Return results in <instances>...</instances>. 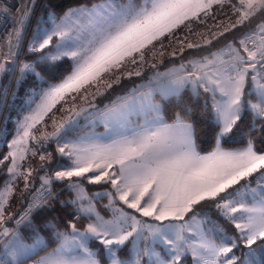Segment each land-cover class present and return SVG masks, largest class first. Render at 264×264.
Here are the masks:
<instances>
[{"label":"snow or ice","instance_id":"obj_1","mask_svg":"<svg viewBox=\"0 0 264 264\" xmlns=\"http://www.w3.org/2000/svg\"><path fill=\"white\" fill-rule=\"evenodd\" d=\"M216 2L222 0H98L69 9L59 22L52 18L50 32L38 31L34 35L28 52L42 54L35 60L19 62L16 87L28 75L47 87H41L39 92L32 90L28 97V114L18 121L17 137L9 145L15 146V150L9 153L12 160L8 172L15 174L13 179L23 176L27 182L32 173L16 171L17 156L24 159L28 140L36 139L33 129L50 113L54 130L42 134V138H55L58 151L66 154L71 164L64 171H56L54 178L47 174L40 178L43 194L33 197L25 214L16 222L19 225L26 221L34 237L30 244L18 229L4 227L5 205L11 195L6 182L0 191V228L3 229L0 237L11 232L12 238L3 242L0 264L29 261L31 264H102L100 254L89 247L90 239L103 245L108 264H181V258L189 252L193 264H264V186L258 180L257 188L245 184L241 186L243 191L234 189L221 195L254 173L264 180V152L257 151L251 140L243 150L226 151L220 147V141L234 128L238 129L237 122L245 109L253 113V130L258 119L264 121V82H261L264 76L257 79V65L264 70V22L257 24L251 35L239 40L240 48L229 43L221 52L211 53V59L204 57L202 62H192L200 75H195V71L186 75L176 70L155 71L146 77V82H133L129 91L110 99L103 108L89 101L90 96L104 95L100 84L106 90L119 84L122 76L144 78L146 74L140 69L148 64L146 51L152 52L153 59L157 55L153 42L172 33L186 20L206 13ZM232 7L241 13L236 24L250 21L258 13L264 15V0H239V7L236 4ZM3 12L7 14L8 9ZM31 12L29 7L22 12L14 33L15 43L12 36L8 39L9 54L17 61ZM54 37L58 38L54 52L43 54ZM253 37L259 38V45ZM246 41H252L255 50H249ZM187 47L194 45L189 43ZM241 48L247 57L242 55ZM225 52L230 54L228 60L223 59ZM159 55L163 56V52ZM65 58L70 64L60 72L57 62ZM128 63L137 65V69L121 72ZM148 66L157 67L155 63ZM6 72H16L15 63L10 67L0 63V76ZM42 72H47L51 80H45ZM249 77V95H255L258 103H246L242 99ZM189 83L193 85L194 96L200 95V88L212 93L216 122L220 125L217 147L206 155L197 151L193 124L179 113L168 123L154 98L157 92L162 97L169 93L178 95ZM7 99L8 86L0 85V108ZM54 109L65 113L59 124ZM133 113H142L144 122L132 121ZM185 114L190 115V110L186 109ZM97 121L104 123L102 135L91 130L90 125ZM260 131L264 132V123ZM40 159L44 161L45 156L41 155ZM85 173H93L87 177L89 183L110 182L128 208L160 223L142 221L123 209H114L113 219L108 221L95 213V220L83 231L71 221L60 231L53 220H47L43 227L54 229L55 244L48 250L49 245L40 236L41 225L33 223V214L54 207L57 195L52 191L53 182L67 178V187L76 192V198L68 203L79 205L77 216L85 214L91 220L95 212L91 200L84 207L87 199L84 189L78 181H72ZM206 200L213 201L220 215L235 225L236 234L228 235L207 212L194 213L185 220L188 213H193L194 206ZM237 212L241 213L239 217L234 215ZM128 243L131 248L127 255L121 256ZM41 252L44 254L40 255Z\"/></svg>","mask_w":264,"mask_h":264},{"label":"trees","instance_id":"obj_2","mask_svg":"<svg viewBox=\"0 0 264 264\" xmlns=\"http://www.w3.org/2000/svg\"><path fill=\"white\" fill-rule=\"evenodd\" d=\"M96 2H98V0H44L39 8L36 21L38 19L45 20L48 16L58 18L69 9L79 7L82 4L90 5ZM233 4H236L237 7H239L237 0H226L218 4H214L208 11H206V13L204 12L199 14L198 17L186 20L184 23L175 28L172 33L165 34L159 42L154 41V50L157 53L156 58L153 59L151 51L147 52L146 55L148 64L144 65L140 69L146 74V76L144 78L133 76L134 79H136L135 83L146 81L147 76L152 75L155 71L163 70L166 67L185 63L193 58L210 56L212 52L225 48L229 43H232L236 48H240L239 40L245 35H251V33L256 29L257 24L264 22V15L258 13L250 21H245L242 24H236V21L239 19L241 13L237 12L232 7ZM233 25H235V27H232ZM225 29L228 30L225 31ZM189 43L193 44L194 47H187ZM149 48H152V46L150 45ZM240 50L243 55L245 52H243L242 48ZM160 52H163V56L159 55ZM28 58V53H26L25 59L28 60ZM0 62H3L5 66L8 67L10 58L7 52H1ZM151 63L156 64V69H151L148 66ZM5 77L6 73L0 76V85H4L3 83L5 82ZM131 79L132 77L127 78L122 76L120 84H113L111 89L105 90L104 86L101 87L100 90L104 92V95L96 96L95 98L92 97L90 98V102L96 104L100 108H103L105 104L109 103V99L113 98L116 92L127 89L126 87L130 85ZM30 82L32 83V79H30ZM29 87L28 83L24 81L23 83L21 82L18 89L15 87V90L13 91V93H15V98L13 99L12 95L11 104L9 106L4 125L5 133L0 141V161L5 157V152L7 150L6 142L11 135V130L15 127V123L13 124V121L18 117L17 114H19V108L23 104V100L25 99L24 96L28 94L27 91L29 90ZM199 92L200 95L197 97L193 95V91L186 88L178 95L167 98L156 97V100H158L161 105L162 115L167 122L171 123L175 115L179 113L181 116H185L187 122L193 124L195 129L197 151H199L202 155H206L214 151L217 147L216 137L220 130V126L215 121L213 109L209 104L210 97L208 93L204 92L201 88L199 89ZM186 109L190 110V115L185 114ZM56 114L57 111L55 115ZM50 117L51 115L34 129L36 134H40L41 132H50L49 130H51L52 126V119ZM237 123L239 126L238 129L234 128L232 133L224 137L220 141V147L225 150L247 147L249 140H251L257 151L264 152V132L260 131L261 124L264 123V121H260L258 119L256 121L255 129L253 130V114L245 109L242 119ZM98 128L92 131L101 129V127ZM41 152L42 150L36 153V157H31L30 159L38 168L43 165V167L49 172L54 168L56 162V153L53 144L50 142L47 144L44 161H41L40 159ZM49 153L51 154L50 157ZM39 178L40 176L36 177V179ZM86 186L88 190L95 189L92 184H87ZM55 192L57 200L54 203V207L33 214V223H39L43 231L50 232L52 234L54 229L43 227V224L47 220H53V223L60 231H64L70 221L72 223L76 222V213L73 205L68 203L71 200V191L67 190L63 184L56 183ZM23 196L24 195L21 194V197ZM21 197H18V194H14V200H11L9 203L10 207L7 209V213L5 215V220L9 219V221H7L8 224L13 222L21 210L23 203V199H21ZM61 201H64L65 203L62 205L60 203ZM11 206L15 208L14 211H12L13 209H11ZM213 206H215L213 201L206 200L202 201L200 205L194 206V208H203L204 212H207L211 217V214H213L211 207ZM195 209L193 210V213ZM218 224L224 228L230 225L228 220L223 219H221ZM25 226L26 223L22 227ZM128 244L120 253L121 256L127 255L129 248ZM253 247H255V245ZM49 249L50 247L48 250ZM98 253H101L99 258L102 259V263L104 264L105 259L102 255V248H100Z\"/></svg>","mask_w":264,"mask_h":264},{"label":"rangeland","instance_id":"obj_3","mask_svg":"<svg viewBox=\"0 0 264 264\" xmlns=\"http://www.w3.org/2000/svg\"><path fill=\"white\" fill-rule=\"evenodd\" d=\"M222 1H226V0H222ZM237 2H238V4H239V0H237ZM218 3H220V2H216V3H213L212 4V6L214 5V4H218ZM91 5V4H90ZM211 6V7H212ZM210 7V8H211ZM76 8H78V7H76ZM209 8V9H210ZM209 9H207V11L209 10ZM67 12V11H66ZM65 12V13H66ZM65 13H63L60 17H58V18H56V17H52V16H48V18L47 19H42V20H40V19H38L37 21H36V23L34 24L35 26H34V30H33V33H32V36H31V38H30V41H29V43L27 44V48H26V51H25V55H26V53H28V56H29V58H28V60L27 61H31V60H35L39 55H41L42 53H40V52H37V53H29L28 52V48H29V46H30V44L33 42V38H34V35L38 32V31H44V30H47V31H51L52 30V28H53V24H52V18H56V22H59V18H61V17H63L64 16V14ZM202 13H204V12H201L200 14H202ZM162 37H160L157 41H155V42H159L160 41V39H161ZM42 42V41H41ZM58 43V38L57 37H54L53 38V41H52V43L46 48V49H44L43 50V54H49L50 53V51H52V52H54V49H55V45ZM226 48V47H225ZM225 48H222V49H218V50H215L214 52H212V53H219V52H221V50H223V49H225ZM1 49V51H0V59H1V52L2 51H4V53L5 52H7V54L9 55V58H10V62H9V65H8V67H10L11 65H12V63H13V60L11 59L12 58V56L9 54V46L7 45L6 47H5V45L2 47V48H0ZM147 52L148 51H146V54H147ZM25 55H24V59H23V61H26V59H25ZM229 53H227V52H225L224 53V55H223V59L224 60H228L229 59ZM245 57H246V54L244 53L243 54ZM206 57H208L209 59H211L212 57H211V55L210 56H206ZM204 58V57H203ZM203 58H193V59H191V60H189V61H187V62H185V63H180V64H178V65H172V66H169V67H166L165 69H163V70H159V72L160 73H165V72H168L169 70H176V71H180L181 72V74H183V75H186L188 72H190V71H195V75H200V72L199 71H196V70H194V68H193V63L192 62H202L203 61ZM146 60H147V55H146ZM0 63H3V62H0ZM4 64V63H3ZM69 64H70V61H68L67 60V58H65L64 60H61V61H58L57 62V65H58V67H59V71L60 72H62V71H64V69H66V68H68V66H69ZM181 65H183L184 67H183V69H181ZM41 67H46L45 65H41ZM137 69V65H132V64H130V63H128V64H126V68H122L120 71L121 72H123V71H126V70H132V71H135ZM39 70V69H38ZM18 73H19V71H18ZM8 74H9V72H6V77H5V82L3 83L4 85L6 84V81H7V79H8ZM153 74V73H152ZM42 75H44V77H45V80H51V76L47 73V72H42ZM57 75H59V73H57ZM17 76H18V74H17ZM17 76H16V80H17ZM134 77H135V75H133ZM132 76V79H131V81H130V85H132V86H130V85H128V87H126L127 89L126 90H122V91H120V92H116V94L113 96V98H111V99H115V97L116 96H119V95H123L125 92H127V91H129L133 86H134V83L133 82H135L136 81V79H134V77ZM151 76V75H150ZM260 77H261V75H260V73H259V75H258V77H257V79L259 80L260 79ZM127 78H129V77H127ZM30 79H32V83L30 82ZM24 81H26L27 83H28V85L30 86L29 87V90L27 91L28 92V94H26L25 96H24V100H23V104L21 105V107L19 108V111H18V113L19 114H17V116H19L18 118L19 119H14V121H13V124L15 123V125L18 127V121H22L21 119L25 116V115H27L28 114V108H27V101H28V97L32 94V90H35V91H37V92H39L40 91V89H41V87H47V85L46 84H42V82L40 81V80H38L36 77H34V76H32V75H28L23 81H22V83L24 82ZM144 82H146V81H144ZM143 82V83H144ZM261 82H263V81H261ZM139 83H142V82H137V83H135V84H139ZM120 84V83H119ZM118 85V84H117ZM104 85L103 84H100L99 85V87L101 88V87H103ZM250 86H251V79H250V77H249V80H248V84L246 85V87H245V91H244V95H243V97H242V99L247 103V102H251V103H258V101H257V98H256V96L255 95H249V90H250ZM15 87H16V81H15V83H14V88H13V91L15 90ZM189 87L191 88V90L193 91V85H192V83H189ZM201 89H203V88H201ZM95 89H93V91H94ZM204 90V89H203ZM208 93V95H209V97H210V101H209V104L211 105V107H212V109H213V113H214V115H215V121H216V113H215V109H214V107H213V104H214V101H213V98H212V93L211 92H207ZM169 94H171V93H169ZM12 95H13V93H12ZM12 95H11V98H10V101H9V103L7 104V107H6V110H5V114H4V117L2 118V119H0L1 121H0V141H1V138L3 137V134L5 133L4 132V125H5V122H6V117H7V114H8V110H9V106H10V104H11V99H12ZM167 96V95H166ZM156 97H162V95L159 93V92H157L156 94H155V100H156ZM90 98H92L91 96L89 97V101H90ZM216 99L217 100H219V99H221V97H220V94L219 93H217L216 94ZM110 100V99H109ZM156 102L157 103H159L158 102V100H156ZM83 105H86V104H81V106H83ZM60 107V105H57V108H59ZM246 110H248V109H246ZM55 113H56V110L54 109L53 110ZM249 112H251L250 110H248ZM0 112H1V108H0ZM22 113V114H21ZM252 113V112H251ZM21 114V115H20ZM134 114V113H133ZM132 114V115H133ZM253 114V113H252ZM50 115H52L51 113L49 114V116ZM65 115V113H63V112H57V114L55 115V119H56V121H57V124H59L60 123V117H62V116H64ZM48 117V116H47ZM47 117H45L44 118V120L47 118ZM59 118V119H58ZM135 117H133V119H132V121H135ZM43 120V121H44ZM43 121L41 122V123H43ZM40 124V123H39ZM39 124H37L36 126H35V128L39 125ZM90 127H91V130H94V129H97L98 127H101V129L100 130H96V131H94V132H98V135H102V134H104L105 133V126H104V123L103 122H100V121H97V122H95V123H93V124H91L90 125ZM34 128V129H35ZM33 129V130H34ZM99 129V128H98ZM53 125L51 126V130H49L50 132H47V133H45V132H41L40 134H36L34 131H33V134L35 135V137H36V139H29V142H28V145H29V149H28V161L29 160H31L30 158L31 157H36V155L35 156H33L32 155V152L33 151H35L36 153L37 152H39V151H41L42 150V152H41V155H44L45 154V151H46V148H47V144L50 142L49 141V138L48 139H43L42 138V134H50V133H52L53 132ZM103 132V133H102ZM101 133V134H100ZM50 143H52L53 144V147H54V150H55V153H56V162H55V166H54V168L51 170V171H47V169H45L44 167H37L36 166V164L35 163H33L32 161H31V163H30V165H27V167L26 166H22L21 167V163H20V161H19V159L17 160V172H23V173H25V174H27L29 171H31V173L33 174H31V176L30 177H28V181L29 180H31V183L32 184H30L31 186H30V188H29V190H27V191H31L32 190V192L28 195V197H27V200H26V202H23L22 203V208L27 204V201H28V199L30 198V196L31 195H33V194H38V193H42V192H44V190L43 189H41V183H42V181H41V177H43V176H45L46 174L47 175H50V176H52L53 178H54V175H55V172L56 171H64V170H66L67 169V167L70 165L69 163H71V160L69 159V157L66 155V154H61L59 151H58V145L56 144V143H53V142H50ZM66 152H67V149H66ZM40 155V156H41ZM42 166V165H41ZM114 170V169H113ZM89 174L90 173H85V176L84 177H82V179H80L79 177H77V179H76V181H78L79 183H82L81 184V186L83 187V189H84V193L86 194V197H87V199L84 201V207H87L88 206V200H91V203H92V206L94 207V209H95V212L92 214V220H95V213H99V215L101 216V217H103V219L104 220H106L107 218H109V217H106L105 216V213L107 212L108 214L110 213H113V211H114V209H119L118 208V206L119 205H122V206H124V202L123 201H121L120 199H119V197L117 196V192H116V189L114 188V193H116V195L115 196H111V199L110 200H108V201H105V200H99V197L101 196V194H99V191H97V190H95V189H92V190H88V189H86V188H84V186L85 187H87L86 185L87 184H92V183H89L88 182V179H87V177H89ZM15 174L13 173V175L11 176V177H13ZM37 176H40V178L39 179H36V177ZM16 177H19V176H16ZM15 177V178H16ZM21 177H23V176H21ZM14 180V179H13ZM259 180V184L261 185V186H264V180H260V176H259V173H258V177L257 178H255V177H253V178H247V179H245V180H243V183L241 184V185H239V188L238 189H240L241 191H243V189L241 188V186L242 185H245V184H248L249 186H250V188H257L258 187V184H257V181ZM12 181V180H11ZM72 181H74V178H72ZM106 181H101L100 182V184L101 185H105L106 183H105ZM56 183H58V184H63L64 186H65V188L67 189V190H70L68 187H67V184L69 183V180L66 178L63 182H61V181H55L54 180V182H53V185H52V191H54V193H56L55 192V185H56ZM99 184V185H100ZM92 185H94V184H92ZM97 187H99L98 185H97ZM95 188V187H94ZM233 188H234V186L232 187V188H230L231 190H233ZM237 189V188H236ZM76 193V192H75ZM14 194H16V193H13L10 197H9V200H8V203H10V201L12 200H14V198H13V196H14ZM99 194V195H98ZM228 194V193H227ZM227 194H224V195H227ZM19 195V194H18ZM20 196H21V194H20ZM76 197V196H75ZM72 200V199H71ZM70 200V201H71ZM71 204V203H70ZM71 205H73V204H71ZM108 205V206H107ZM102 206H106V208H104V211L103 212H105V213H103L102 212V209H101V207ZM76 207V210L74 209V211H75V213L77 214V208L79 207V205H73V208H75ZM21 208V209H22ZM197 209H195V211H194V213H203L204 212V209L203 208H201V207H196ZM11 209H13L12 211H14V207H12L11 206ZM7 211V210H6ZM21 211V210H20ZM211 211L213 212V214H211V219L212 220H214V221H217V222H219L221 219H223V220H226L224 217H222L221 215H220V213H219V211L216 209V207L215 206H213V207H211ZM7 213V212H6ZM133 213V214H132ZM193 213V214H194ZM19 214V213H18ZM129 214H132V215H135L138 219H140V220H142V221H146V222H150V223H160V222H157V221H154L151 217H143V216H141L140 215V213H138V212H136L135 210H133V212L132 211H130V213ZM192 214V215H193ZM192 215H190V213H188L186 216H185V220H188ZM234 215H236L237 217H239L240 215H241V213H239V212H237V213H235ZM112 218H113V215H112ZM201 217L200 216H198L197 217V219L199 220ZM92 220H90L89 218H88V216L87 215H85V214H81V217L79 218V219H77V221L75 222L76 223V225H77V228L79 229L80 227H83L84 229L87 227V225L90 223V222H92ZM5 222V221H4ZM173 223H177V224H181V223H183L184 221H172ZM229 223H230V225L229 226H226V228H224L223 226L221 227L220 225V228H222L228 235H234V234H236L237 232H238V230L235 228V225L232 223V222H230V221H228ZM237 222H243V221H237ZM36 223V222H35ZM163 223H165V224H167V223H169V221H164ZM130 230V229H129ZM18 231H19V233H20V235L25 239V242L26 243H32L33 242V239H34V237L32 236V233H31V229L29 228V227H27V226H25V227H22L21 229H18ZM80 231H83V230H80ZM42 232H45V233H42ZM40 236H41V238L44 240V242L45 243H47L48 245H49V247H50V249H51V247H54L55 246V244H54V236H53V234L52 233H50V232H46V231H43L42 229L40 230ZM12 238V235L7 239V240H10ZM193 239H195V238H193ZM90 243H91V245H95V244H97L98 246H100L99 245V243L98 242H96L95 240L93 241V240H91V241H89ZM129 245V248L128 249H130L131 248V244L129 243L128 244ZM95 247V246H94ZM2 248H3V245L0 247V251H2ZM102 248V247H101ZM49 249V250H50ZM92 249V248H91ZM98 250V252H99V250H100V248H98L97 249ZM158 251H160V249H157ZM44 253L43 252H41L40 253V255H43ZM101 254V253H100ZM102 255H103V257L107 260V254H106V250H104V247H103V249H102ZM162 255H163V253H162ZM181 264H193V257H192V255H191V253L189 252L186 256H184V257H182L181 258Z\"/></svg>","mask_w":264,"mask_h":264},{"label":"built area","instance_id":"obj_4","mask_svg":"<svg viewBox=\"0 0 264 264\" xmlns=\"http://www.w3.org/2000/svg\"><path fill=\"white\" fill-rule=\"evenodd\" d=\"M44 0H34V7H33V0H0V48H2L4 45L5 47L8 45V39L10 36L13 38V43H15L14 39V33L15 30L19 27L18 20L21 17L22 12L25 10L26 7H29L32 9L31 17L26 23V27L23 31V40H22V46L21 51L19 53V61H17V58L15 56H12L13 63H15L16 66V72H9L8 79L6 81V84L8 86V99L1 108L0 112V119L4 117L5 110L7 107V104L10 101L11 95L13 93L14 83L16 81V76L19 71V62H22L24 59L25 51L27 48V44L30 41V38L32 36L33 30H34V24L36 21V16L38 14L39 8ZM7 8L8 13L5 14L3 12V9ZM253 40L256 41V45H259L260 41L258 37H253ZM247 47L249 50H255V46L252 43V41H246ZM9 46V45H8ZM1 51V49H0ZM246 57L247 53L245 52ZM257 59H259V55L257 56ZM12 63V64H13ZM257 69L261 76H264V70L260 69L259 64L257 65ZM264 82V80H262ZM1 121V120H0ZM54 193V191H53ZM42 193L33 194L30 196V198L27 201V204L21 209L19 214L15 217L13 222L9 225L4 224V227H7L8 229H19L22 227L25 222H22L21 224L17 225V221L21 219V216H23L26 212V210L29 207V204L33 201V197L39 198ZM56 194V193H54ZM3 229L0 228V231ZM11 236V232L7 237H0V247L3 245V242L6 241ZM28 264H31V261L28 262Z\"/></svg>","mask_w":264,"mask_h":264},{"label":"crops","instance_id":"obj_5","mask_svg":"<svg viewBox=\"0 0 264 264\" xmlns=\"http://www.w3.org/2000/svg\"><path fill=\"white\" fill-rule=\"evenodd\" d=\"M142 83H143V81H142ZM186 88H188V89H190L191 90V88L189 87V84H187L186 85V87L184 88V89H186ZM183 89V90H184ZM192 91V90H191ZM170 96H174L173 94H168L167 96H163V97H161V98H167V97H170ZM22 114V113H21ZM20 114V115H21ZM162 114V113H161ZM19 117V116H18ZM16 118V119H19V118ZM133 117H135L136 119H135V121L134 122H138V123H143L144 122V117H143V114L141 113L140 115H137L136 113H134L132 116H131V120L133 119ZM22 121H23V118L21 119ZM168 123H170V122H168ZM134 126V125H133ZM220 126V125H219ZM34 131V130H33ZM97 135H98V132H95ZM103 133V132H102ZM17 134H18V127L15 125V127H14V129L13 130H11V135L9 136V138H8V140H7V142H6V146H7V150H6V152H5V156H8L9 157V159L8 160H4V159H2L1 161H3V163H0V191H3L4 190V187H5V184H6V182H7V184H8V187H10L11 188V195L13 194V193H16V194H22V195H24L23 197H21V196H19L18 195V197H21V199H23V202H26V200H27V197H28V195L30 194V192L32 191H27V190H29V188H30V184H32L31 183V180H27V182L25 181V179L23 178V177H21V176H19V177H16L14 180H13V177H11L12 175H13V173H9L8 172V167H10L11 166V160H12V157L11 156H9V153H11V152H13L14 150H15V146H13L12 148H10L9 147V145H11L12 144V141L17 137ZM101 134V133H100ZM28 142H29V140H28ZM28 142H27V149H29V145H28ZM21 147H23V146H21ZM246 147H241V148H236V149H232V150H226V151H238V150H243V149H245ZM225 150V149H224ZM19 159V157L17 156V160ZM19 161H20V163H21V167L22 166H26L27 167V165H30V163H31V160H29L28 161V150L24 153V159L23 160H20L19 159ZM69 164H71V163H69ZM16 171H17V169H16ZM26 173V172H25ZM24 173V174H25ZM26 175V174H25ZM33 175V174H32ZM91 175H93V173H90L89 174V177L91 176ZM253 177H255V178H257L258 177V173H254L253 174V176L252 177H248V178H253ZM74 178V181H76V179H77V177H73ZM80 179H82V177H79ZM245 179H247V178H245ZM12 180V181H11ZM25 183H27V188L25 187ZM106 184L105 185H101L100 183H92V184H94V187H95V190H97V191H99V194H101V196L99 197V200H105V201H108V200H110L111 199V196L113 195V196H115L116 195V193H114V187L111 185V183L110 182H105ZM243 183V180L238 184V185H234V188H233V190H231V189H228L227 190V192L226 193H222L221 195H224V194H227V193H231V192H233L234 191V189H238L239 188V185H241ZM80 184H82V183H80ZM100 184V185H99ZM97 185L99 186V187H97ZM84 188H86L85 186H84ZM87 189V188H86ZM69 191H71V193H72V195H71V199L73 200V199H75L76 197V193H75V191H72V190H69ZM90 191V190H89ZM29 193V194H28ZM98 194V195H99ZM111 194V195H110ZM10 195V196H11ZM9 196V197H10ZM117 196L119 197V193H117ZM210 201V200H209ZM108 206V205H107ZM10 206H9V203L7 204V205H5V215H6V210L9 208ZM22 208V207H21ZM104 208H106V206H102L101 207V209H102V212L104 211ZM118 208L119 209H123L124 211H126V212H128V213H130V211H132L133 212V210L134 209H130V208H128V206L126 205V204H124V206H122V205H119L118 206ZM75 210H76V207L74 208ZM103 213H105V212H103ZM133 214V213H132ZM112 215H113V213H105V216L106 217H109V218H107L106 219V221H108V220H112L113 218H112ZM190 215H192L191 213H190ZM81 217V214L79 215V216H77V214L75 215V219H76V221H77V219H79ZM91 220H92V218H91ZM7 221H9V219H6L5 220V222H4V224H7V225H9L8 223H7ZM80 230H84V228L83 227H80L79 228ZM91 240H95V239H90L89 241H91ZM96 242H98L99 243V245L100 246H98L97 244H95V245H91V243L89 242V247L90 248H92V250L93 251H98L97 249L98 248H101L102 247V249H103V245L98 241V240H95ZM95 246V247H94ZM104 258V257H103ZM105 259V258H104ZM103 264V263H102ZM104 264H108V261L105 259V263Z\"/></svg>","mask_w":264,"mask_h":264},{"label":"water","instance_id":"obj_6","mask_svg":"<svg viewBox=\"0 0 264 264\" xmlns=\"http://www.w3.org/2000/svg\"><path fill=\"white\" fill-rule=\"evenodd\" d=\"M83 106L86 107L87 105H83ZM54 139H55V138L49 136V141H50V142L55 143V142H54Z\"/></svg>","mask_w":264,"mask_h":264}]
</instances>
